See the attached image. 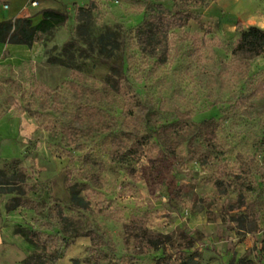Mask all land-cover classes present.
Instances as JSON below:
<instances>
[{
  "label": "rangeland",
  "instance_id": "obj_1",
  "mask_svg": "<svg viewBox=\"0 0 264 264\" xmlns=\"http://www.w3.org/2000/svg\"><path fill=\"white\" fill-rule=\"evenodd\" d=\"M136 1L93 0L89 24L68 2L66 25L1 52L0 172L24 192L0 195V264H264V38L241 40L264 31V0L164 1L201 17L152 57ZM108 33L119 51L99 47ZM20 228L51 238L35 245Z\"/></svg>",
  "mask_w": 264,
  "mask_h": 264
},
{
  "label": "trees",
  "instance_id": "obj_2",
  "mask_svg": "<svg viewBox=\"0 0 264 264\" xmlns=\"http://www.w3.org/2000/svg\"><path fill=\"white\" fill-rule=\"evenodd\" d=\"M118 1V0H117ZM160 1H171L177 5L181 0H160ZM138 4L144 8L145 21L136 30L137 31V44L140 46L141 52L146 56H156L158 53H162L167 48L169 34L173 29L183 28L189 25L190 22L199 20L201 15L188 13L187 11H177L173 12L167 9L164 3H154L149 0H138ZM88 7L81 8L77 7L76 10L80 15L86 18V24L91 21V13L94 9L93 0ZM194 7H201L204 2L203 0H190ZM43 21L37 25H34L32 19L17 18L14 21H4L0 22V42L8 43L11 45L26 46L28 48L32 47L37 43H41L52 34V32L58 29L60 26L66 25L70 21L68 14L56 10H44L42 12ZM85 22V19H83ZM239 25V24H238ZM253 33V34H252ZM259 36L260 40L264 38V31H260L256 28H251L249 31L243 32L241 40L243 43V49L250 50L253 45H251L252 37ZM113 45V52L119 51L122 47L117 39V35L108 33L99 39V47L102 49L107 43ZM112 56V55H111ZM57 59H50V63L56 65L60 64ZM62 63V62H61ZM115 78H120L117 80ZM124 76L119 72L118 68L111 71V75L108 77V82L115 83L112 85V90L120 94L122 90V81ZM5 179L4 182H0V195H5L6 193H17L22 195V189L20 186H15L17 184L12 183V179L8 178L5 173L0 172V178ZM20 183L22 181H19ZM18 182V183H19ZM74 205L79 208H84L86 202L83 198L79 196L75 186H72L70 191ZM22 207L19 200H14L12 203L7 205V211H16ZM18 234H22L29 241L33 242L35 245L39 243L35 240L36 237L39 239L41 237H46L48 239L51 236H41L37 232L30 231L28 229L20 228ZM163 244L162 239L158 235H154L149 238L147 242V249L154 250L159 249ZM72 246L71 243L67 244L66 249ZM62 258L52 257V260L58 261ZM25 264H46V261L40 256H34L29 258ZM155 264H172L170 257H163L156 260ZM180 264H200L194 260V258H187Z\"/></svg>",
  "mask_w": 264,
  "mask_h": 264
},
{
  "label": "crops",
  "instance_id": "obj_3",
  "mask_svg": "<svg viewBox=\"0 0 264 264\" xmlns=\"http://www.w3.org/2000/svg\"><path fill=\"white\" fill-rule=\"evenodd\" d=\"M30 0H0V22L4 21H14L17 18H25V19H32L34 25L39 24L43 21L42 12L44 10H56L60 11L61 7L64 5H67L66 3L72 2L74 3V7H79L75 0H36L38 7H33L29 5ZM32 1V0H31ZM30 1V2H31ZM154 3H164V1L160 0H149ZM226 0H219V3L224 2ZM165 6L166 3H164ZM8 6V8H7ZM206 14V12H204ZM207 15V14H206ZM222 30H231L235 31L236 28L234 26H231L230 24H224L222 26ZM12 46V47H18L21 49L27 48L26 46H20V45H11L8 43H2L0 42V54L1 52L5 51L6 47ZM3 202V198L0 197V203ZM1 214V213H0ZM4 230L3 228H0V246L4 244Z\"/></svg>",
  "mask_w": 264,
  "mask_h": 264
},
{
  "label": "built area",
  "instance_id": "obj_4",
  "mask_svg": "<svg viewBox=\"0 0 264 264\" xmlns=\"http://www.w3.org/2000/svg\"><path fill=\"white\" fill-rule=\"evenodd\" d=\"M30 5H32L33 7H38L39 4H37L36 0H32L30 2ZM7 8H8V6H7Z\"/></svg>",
  "mask_w": 264,
  "mask_h": 264
}]
</instances>
